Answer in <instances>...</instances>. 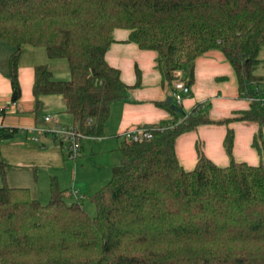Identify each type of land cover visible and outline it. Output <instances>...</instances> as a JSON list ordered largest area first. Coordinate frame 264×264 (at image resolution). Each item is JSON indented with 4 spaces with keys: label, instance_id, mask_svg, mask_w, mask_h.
<instances>
[{
    "label": "trees",
    "instance_id": "obj_1",
    "mask_svg": "<svg viewBox=\"0 0 264 264\" xmlns=\"http://www.w3.org/2000/svg\"><path fill=\"white\" fill-rule=\"evenodd\" d=\"M115 31H127L126 43L155 54L170 99L178 71L190 88L195 61L218 52L248 106L224 122L264 127V108L248 100L259 97L257 87L264 84L256 74L264 48V0H0V41L15 48L9 58L11 101L20 97L21 47L43 49L48 59L67 63L69 79L54 80L46 65L36 66L35 101L61 96L72 127L84 139L102 137L110 105L129 89L105 58ZM155 104L170 120L147 127L153 128L148 140H123L120 164L85 199L51 180L42 204L27 188L7 185L0 157V264H264L261 134L253 141L260 157L255 166L233 160L228 129V165L199 155L185 170L175 141L212 123L210 104H197L182 119L167 98ZM15 133L0 128V141ZM86 200L95 215L85 211Z\"/></svg>",
    "mask_w": 264,
    "mask_h": 264
},
{
    "label": "crops",
    "instance_id": "obj_2",
    "mask_svg": "<svg viewBox=\"0 0 264 264\" xmlns=\"http://www.w3.org/2000/svg\"><path fill=\"white\" fill-rule=\"evenodd\" d=\"M113 37L115 43L105 58L109 65L119 70L122 82L129 89L123 100L110 105L103 136L81 141L80 158L75 162L65 158L60 145L53 139L41 137L37 142H33L29 132H22V129L43 126L42 117L45 115L55 116L60 125H73L71 116L65 112L61 96H41L36 102L32 95L36 66L46 65L54 80L66 81L69 79L67 63L63 60L48 59L43 49L22 46L18 60L20 97L16 102H12L8 74L9 58L15 48L0 41V128L16 130L12 137L0 141V157L5 164V179L9 187L27 188L34 200L43 203L42 200L46 199L47 203L50 182L55 180L61 191H75L78 198L85 199L102 188L111 169L120 164L119 147L124 131L156 126L170 120L171 116L155 104L170 95V89L161 83L155 54L126 43L127 31H115ZM136 70L139 71L137 86ZM257 95L264 97V84L257 87ZM205 102L210 104L207 117L212 123L199 125L191 132L177 137L175 155L179 164L185 170H190L198 156L203 155L217 166L228 165L229 158L223 142L229 129L233 133V160L257 165L260 157L253 141L260 133V143L264 147V127L252 122H224L237 117L238 113L246 110L248 106L239 97L236 79L230 66L216 51L209 52L195 61L193 82L189 94L182 100L181 112L178 115L182 119L197 104ZM97 151L106 155L97 158L94 163L100 164L99 167L104 170L103 175L107 171L108 177L104 176L98 184L84 185V178L81 177L85 171L81 170L86 157L84 153L95 157V153L99 154ZM114 153L115 155H111ZM108 154L111 155L109 160ZM74 198L70 201H75Z\"/></svg>",
    "mask_w": 264,
    "mask_h": 264
},
{
    "label": "built area",
    "instance_id": "obj_3",
    "mask_svg": "<svg viewBox=\"0 0 264 264\" xmlns=\"http://www.w3.org/2000/svg\"><path fill=\"white\" fill-rule=\"evenodd\" d=\"M172 99L174 106L181 107L182 100L189 94L190 88L182 80V72L176 73V80L173 82ZM171 99V101H172ZM249 101L257 102L264 108V98L255 97L249 98ZM43 126L31 127L22 129V132L31 134L30 140L37 142L41 137H49L56 141L61 148V151L69 161L77 160L80 157L81 141L84 139L80 133L72 126L60 125L57 118L53 115H45L42 117ZM153 128H137L134 130L124 131L121 134L122 140L126 142H138L148 140L152 137ZM76 195V192L73 191Z\"/></svg>",
    "mask_w": 264,
    "mask_h": 264
},
{
    "label": "rangeland",
    "instance_id": "obj_4",
    "mask_svg": "<svg viewBox=\"0 0 264 264\" xmlns=\"http://www.w3.org/2000/svg\"><path fill=\"white\" fill-rule=\"evenodd\" d=\"M258 59L260 61L259 63V66L256 70V74L258 75H262V77H264V48H262L260 50V53H259V56H258ZM83 142V140H82ZM97 147V146H96ZM99 154L95 153V157L94 156H89L90 154L87 153H84V155L86 156L84 158V166L81 170H85L84 173H82V176L84 179L82 180V182H85L84 185L86 184H89L92 185V184H98L99 182H101V180H103V177L107 176L108 177V172L106 171L103 175V172L104 170L101 169V167H99V165H97L96 162L97 161V158H102L104 157V155L106 154H102L100 153L99 151H97ZM111 155H115L114 154H111ZM111 155L108 154L107 157H108V160L111 158ZM105 157V158H107ZM83 160V159H82ZM101 161V160H100ZM105 161V160H104ZM82 164V163H80ZM80 167V166H79ZM98 176L100 179H98ZM110 179V175L106 181V183L109 181ZM105 183V184H106ZM0 186H1V180H0ZM76 188H78V186H76ZM90 196V195H89ZM87 198V197H86ZM40 199L42 200V197H40ZM46 200V199H45ZM45 200H42L43 203L42 204H45ZM84 209L85 211L90 215V216H93L95 215V210H94V207L92 206V204L89 202V201H85L84 202Z\"/></svg>",
    "mask_w": 264,
    "mask_h": 264
},
{
    "label": "water",
    "instance_id": "obj_5",
    "mask_svg": "<svg viewBox=\"0 0 264 264\" xmlns=\"http://www.w3.org/2000/svg\"><path fill=\"white\" fill-rule=\"evenodd\" d=\"M167 105H169L170 108H171L172 110H174L177 114L180 113V110H179L177 107H175L174 105H172V101H171L170 98H167Z\"/></svg>",
    "mask_w": 264,
    "mask_h": 264
}]
</instances>
